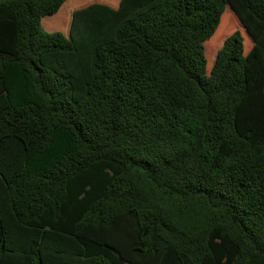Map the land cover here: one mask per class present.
Listing matches in <instances>:
<instances>
[{
	"label": "trees",
	"instance_id": "16d2710c",
	"mask_svg": "<svg viewBox=\"0 0 264 264\" xmlns=\"http://www.w3.org/2000/svg\"><path fill=\"white\" fill-rule=\"evenodd\" d=\"M0 264H264V0H1Z\"/></svg>",
	"mask_w": 264,
	"mask_h": 264
},
{
	"label": "rangeland",
	"instance_id": "374dc122",
	"mask_svg": "<svg viewBox=\"0 0 264 264\" xmlns=\"http://www.w3.org/2000/svg\"><path fill=\"white\" fill-rule=\"evenodd\" d=\"M1 1V0H0ZM212 59H213V56H212V53H211V50H210V53H209V63L212 62Z\"/></svg>",
	"mask_w": 264,
	"mask_h": 264
}]
</instances>
